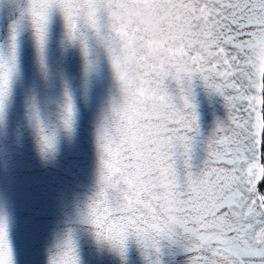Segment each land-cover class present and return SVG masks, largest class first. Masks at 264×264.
<instances>
[{"label":"snow or ice","instance_id":"snow-or-ice-1","mask_svg":"<svg viewBox=\"0 0 264 264\" xmlns=\"http://www.w3.org/2000/svg\"><path fill=\"white\" fill-rule=\"evenodd\" d=\"M0 264H264V0H0Z\"/></svg>","mask_w":264,"mask_h":264}]
</instances>
